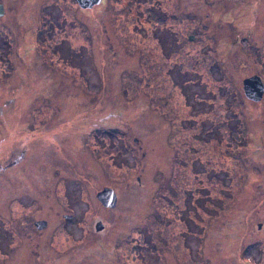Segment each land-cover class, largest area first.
<instances>
[{
	"label": "rangeland",
	"instance_id": "rangeland-1",
	"mask_svg": "<svg viewBox=\"0 0 264 264\" xmlns=\"http://www.w3.org/2000/svg\"><path fill=\"white\" fill-rule=\"evenodd\" d=\"M219 1L102 0L82 10L75 0H0V151L17 140V172L30 175V192L23 178L0 183V215L30 197L33 219L47 223L36 238L46 264H175L174 252L177 264L186 256L191 264H264V212L253 210L264 192L255 188L264 187V96L247 99L239 70L259 72L264 83V41L248 55L251 66L244 30L252 18L243 14L250 1L251 10L264 7L241 0L223 10ZM229 10L241 54L234 49L231 77L219 79L215 58L207 71L199 60L208 35L233 39L221 16ZM259 18L256 40L264 37ZM147 55L162 80L147 79ZM207 174L221 180L210 184ZM103 188L116 207L97 201ZM171 211L182 223L170 221Z\"/></svg>",
	"mask_w": 264,
	"mask_h": 264
},
{
	"label": "flooded vegetation",
	"instance_id": "flooded-vegetation-1",
	"mask_svg": "<svg viewBox=\"0 0 264 264\" xmlns=\"http://www.w3.org/2000/svg\"><path fill=\"white\" fill-rule=\"evenodd\" d=\"M206 1L207 0H204L205 6H207ZM228 1H233V3L237 5V3L240 2L241 0H221L218 3H216L215 6L219 7L221 5V8L223 10H226ZM250 3H251L250 8L243 10V12H244L243 14L245 16H250L252 18L250 20V23H248L249 27H246L247 29H245L244 32H246L247 35L249 37H251V39L255 42V46H252L253 45L251 43L252 40H250L248 42V44H250L251 46L248 45L247 49L244 51V58L251 64V66H253V63L247 57L249 54H251L255 58V56L259 54V52H257L255 50L256 45H258L259 43H262L264 41V37L262 39L256 40L257 36L255 34L257 29L260 28V30H261V27H263V24L260 23L261 19L259 17L262 16L264 14V12H261L258 9L257 10H251L253 8L252 6H254V2L250 1ZM259 3L261 4V7L263 8L264 7V0L259 1ZM210 9H213L214 12L216 11L215 7H210ZM221 16H222V20L225 21V24L228 27H231L235 30V32H233V39L232 38L229 40L223 39L222 41L221 40L219 41L214 36V34H210L207 36V38L205 40L204 53H205V56L209 59V61H210V57L215 58L214 68H217L220 71L219 72V74H220L219 79H226V78L230 79L231 73L233 72L232 65H235V64L230 63L228 66L227 63L233 60L234 49L237 52L236 56H238L237 55L238 52L241 54V52L238 50V49H241L240 45L238 44V41L242 35L241 36L239 35L238 29H239L240 25L237 23L238 17H235V13H233L231 10L224 11L221 13ZM218 30L220 31L219 37H223V38L226 37L228 30L225 26H223V25L220 26V29H218ZM236 45H238V49H237ZM247 61L244 60V62H246V63H247ZM210 66H212L211 63H210ZM260 67H261V69H263V66L260 65ZM252 69H250V70L253 71ZM239 70L245 71L244 72L245 76H243V78L241 80L242 81L241 82V85H242L241 90H242V93L244 94L243 82L245 80H249V79L255 78V77L261 78V76L259 75L260 74L259 72L251 73L248 70V68H241L240 67ZM211 75L212 74L209 73V77ZM263 96H264V93H263ZM262 100H263V97L261 98L260 102H262ZM257 104H259V103H257ZM1 113H2V109H0V117H1ZM5 122L6 121L3 122L0 120V137L3 135L1 130H2L3 124ZM3 136H5V135H3ZM220 137H221V135H219V137H218L219 141H220ZM16 141L17 140L12 139L11 144L15 143ZM174 150H175L176 157H177V151H176V149H174ZM17 154H18L17 145H15V144L11 146L9 153L6 155L4 152L0 151V183L1 182H7V181H14L17 183L18 178H23L25 185H26V189H27V191L30 192V175L25 178L24 173L19 175V173L17 172V166H19V157H17ZM4 159H5L6 164L8 165L6 169H2V163H3ZM158 172L161 173V169L158 170ZM158 175H161V174H158ZM254 177H256V176H254ZM209 179H211L210 184L216 183V182L221 180L218 176L211 177V175L207 174L206 180H209ZM160 180H162V179H160ZM208 184L209 183H207V185H205L204 190H207V191L210 190V186ZM138 185H141L140 180H138ZM173 188H174V186H172V189ZM255 188L257 191L259 189H262V188L264 189L263 186H256V185H255ZM241 189H243L245 191V193L243 194V197L246 196V194L249 192L248 188L246 186H244L243 188H240L239 190H241ZM192 190L193 189H190V191H192ZM263 198H264V192L261 193V197L258 198L257 201L254 202L255 206H254L253 210L255 211L256 216L260 212H264V208H262V207L256 208L263 201ZM189 202H190V200L185 201V199L182 202V206H183L182 208H184V210H183L184 213L186 210L189 209ZM15 204H16V206L14 209L10 210L9 212H7L6 210H3V214L0 215V264H12V262H14L15 264H46L47 262L45 263V261L43 259V257H45V256L43 253L44 248L42 246V243L36 241V238L40 237L39 235H41V232H42L41 229H44V227L47 225L46 221H44V219H41V220L40 219H33V216L34 215L37 216L38 212L30 214V197L22 199L21 202L15 201L14 205ZM172 209H174V208L172 207ZM161 211H162V215H165L163 213L165 211V209L162 208ZM172 214H174V213L172 212ZM251 215H254V214L251 213ZM63 219H65V218L63 217ZM176 220L178 222L182 223V215H175L174 214V216H172V218L170 219L171 222L176 221ZM42 222H44L43 226H42ZM93 229H94V232L96 231L95 233H99V231H100L99 230L100 228H98L96 224L94 225ZM257 229H258V231H260L262 229V224L259 223L257 225ZM259 233H260V235H263L261 232H259ZM217 234H219V233H217ZM224 234L236 235L233 231L228 232V233H226V230L221 231V235H224ZM30 235H32V237H30ZM97 244H98V242H97ZM173 256H175L174 262H175V264H177V262H178L177 254H175V252H174ZM184 264H191V261H190L188 256H186ZM244 264H248V263H244Z\"/></svg>",
	"mask_w": 264,
	"mask_h": 264
},
{
	"label": "water",
	"instance_id": "water-1",
	"mask_svg": "<svg viewBox=\"0 0 264 264\" xmlns=\"http://www.w3.org/2000/svg\"><path fill=\"white\" fill-rule=\"evenodd\" d=\"M80 7L83 9L93 8L96 5H99L102 0H77ZM4 15V8L0 5V17ZM192 38V37H191ZM243 90L245 96L252 100L253 102H259L264 93V85L259 77L251 78L243 82ZM97 199L108 208H114L117 203L116 195L112 189H104L101 192L97 193ZM66 221L70 220V216L64 217ZM44 222H42V226ZM101 228V227H100Z\"/></svg>",
	"mask_w": 264,
	"mask_h": 264
},
{
	"label": "trees",
	"instance_id": "trees-1",
	"mask_svg": "<svg viewBox=\"0 0 264 264\" xmlns=\"http://www.w3.org/2000/svg\"><path fill=\"white\" fill-rule=\"evenodd\" d=\"M156 18H157V20H159V21H161V19H162V22L161 23H163V25H165L168 21L165 19V18H163V17H159V14H157L156 15ZM171 25H173V24H171ZM187 41H188V39H187ZM3 43H4V40H3ZM204 55H205V53H203V60H199L200 62H203L204 63V66H205V71H207L208 70V68L210 69V61H209V59L207 58V57H204ZM145 57V58H144ZM143 58H142V60H143V63H144V65H145V67L148 69V71H149V73L151 74V75H149V77H151V78H147L149 81H155V80H162L164 77H159L158 76V74H159V72H157V66L155 65V64H153L152 63V58H151V56L150 55H147V56H144ZM199 61H195V62H199ZM207 67V68H206ZM172 70V69H171ZM4 109H5V107H3ZM50 115L52 116V114L50 113ZM91 130H95V128H93V129H91ZM116 133V131H112V132H110V133H107V135L109 136V137H111V135H113V136H115L114 134ZM93 138V135L91 134V139ZM15 143H17V152L19 151V147H18V141H16ZM237 146V145H236ZM24 155H25V153H24ZM17 157H19V164L20 163H22L24 160H22L23 159V154L22 153H19V154H17ZM188 158H189V156H188ZM21 161V162H20ZM20 166V165H19ZM23 166V165H22ZM158 178H160L159 176H158ZM160 179H158V181H159ZM134 182H136V185H138V183H137V178H136V180L134 181ZM164 187H161L160 188V193L161 194H165L167 191L168 192H170L172 189L170 188V189H163ZM176 188V186H174V188L173 189H175ZM192 192V191H191ZM162 198H163V195H162ZM185 199V201H188L189 199H188V197H186V198H184ZM168 205V204H167ZM171 205V204H170ZM169 205V206H170ZM172 207L173 206H170V210L172 209ZM166 211V210H165ZM167 212V211H166ZM122 256H118V258H121Z\"/></svg>",
	"mask_w": 264,
	"mask_h": 264
}]
</instances>
